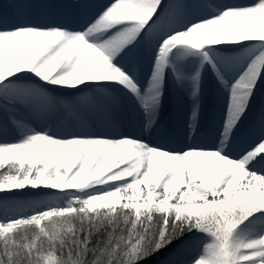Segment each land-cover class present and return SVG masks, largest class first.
Wrapping results in <instances>:
<instances>
[{
	"label": "snow or ice",
	"instance_id": "snow-or-ice-1",
	"mask_svg": "<svg viewBox=\"0 0 264 264\" xmlns=\"http://www.w3.org/2000/svg\"><path fill=\"white\" fill-rule=\"evenodd\" d=\"M261 85L264 0L0 4V264H264Z\"/></svg>",
	"mask_w": 264,
	"mask_h": 264
},
{
	"label": "bare ground",
	"instance_id": "bare-ground-1",
	"mask_svg": "<svg viewBox=\"0 0 264 264\" xmlns=\"http://www.w3.org/2000/svg\"><path fill=\"white\" fill-rule=\"evenodd\" d=\"M9 0H0V4L2 3H8ZM7 7V5L5 6ZM219 96V91L216 86V84L213 82V80L209 77L205 80L204 88H203V110H202V120L204 122H207L211 115L217 114V97ZM173 96L166 101L164 110L161 112L160 120L161 124L163 125V120L166 119V117L171 118L172 122L175 119V112L172 105V100L174 99ZM264 99V85L259 86L256 100L257 103H259L260 100ZM25 196L28 197H41L44 194L39 192H33V191H26L24 193Z\"/></svg>",
	"mask_w": 264,
	"mask_h": 264
},
{
	"label": "trees",
	"instance_id": "trees-1",
	"mask_svg": "<svg viewBox=\"0 0 264 264\" xmlns=\"http://www.w3.org/2000/svg\"><path fill=\"white\" fill-rule=\"evenodd\" d=\"M172 247H175V245H173ZM169 251H171V248H169V249H165L164 251L158 253L157 255L152 256V257H150V258L147 259V260H144V261L142 262V264H158V262H159L160 260H162V259L166 256V254H167Z\"/></svg>",
	"mask_w": 264,
	"mask_h": 264
}]
</instances>
